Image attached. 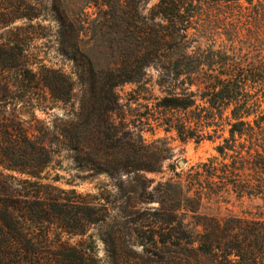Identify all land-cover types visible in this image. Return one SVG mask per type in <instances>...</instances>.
I'll return each mask as SVG.
<instances>
[{"label":"trees","instance_id":"obj_1","mask_svg":"<svg viewBox=\"0 0 264 264\" xmlns=\"http://www.w3.org/2000/svg\"><path fill=\"white\" fill-rule=\"evenodd\" d=\"M65 1L55 0L53 17L58 51L72 62L71 73L37 65L25 45L33 32L4 25L0 264H99L94 248L85 242L71 244L51 237L53 227L84 234L99 221L100 209L98 203L85 200L87 195L44 182L50 150L29 135L17 119L16 107L36 105L39 90L48 92L52 101L69 103L76 96V86L83 87L87 97L78 100L77 110L70 111L71 121L57 136L58 144L73 152L76 166L83 168L89 142L88 161L97 173L158 171L161 156L146 152L140 131L132 126L115 93L119 85L143 83L146 68L158 62L177 68L170 77L172 87L177 88L176 80L186 85L179 93L170 91L157 99L156 106L170 113L161 124L181 141H222L215 146L217 155L189 167L184 179L178 175L174 182L164 181L161 185L168 190L156 197L154 192L147 193L143 200L158 199L159 206L144 212L137 223L140 245L145 251L146 244L157 248L167 254V260L176 257L182 264H264V219L221 221L215 216H195L204 201L218 202L231 190L237 191L230 183L236 159L247 172L238 192L264 201V0H244L245 4L241 0H156L144 14L142 5L151 0H132L130 12L123 10L121 0H101L97 11H87L85 6L73 9ZM203 2L218 5L215 19L228 28L224 34L231 44L242 42L239 23L244 25L245 18L248 36L243 45L252 41L250 49L246 47L249 52L256 50L257 61L256 55L254 61H243L235 47L230 54L225 47L191 48V35L205 27L199 18ZM226 14L232 17L228 26L223 23ZM38 16L29 10L16 15L28 20ZM98 55L105 57L104 63ZM190 86L195 90H189ZM140 178L145 186L151 182ZM187 212L195 222H184ZM174 245L177 250L171 249ZM116 261L112 251L111 264H120Z\"/></svg>","mask_w":264,"mask_h":264},{"label":"rangeland","instance_id":"obj_2","mask_svg":"<svg viewBox=\"0 0 264 264\" xmlns=\"http://www.w3.org/2000/svg\"><path fill=\"white\" fill-rule=\"evenodd\" d=\"M121 1L123 10L130 12L133 6L132 0ZM155 1L151 0L143 4L141 13H146V10ZM100 2L101 0H66L65 4L73 9L85 6L87 11H97ZM241 2L245 4L244 0ZM54 7L55 0H0V80L2 79L5 57L1 43L4 41L3 32L6 23H9L11 27L23 26L33 32V38L27 40L25 45L37 65L44 64L49 68L60 69L67 74L73 71L72 62L58 51L57 23L53 17ZM102 7L106 8L105 5ZM201 8L202 15L199 18L204 20L205 27H199V31L196 33L195 30L193 31L195 34L191 35V48L195 49L199 46L200 50H206L207 46H210L211 49L225 47L224 51L230 54L231 47H235L239 48L237 52L243 61H254V55L257 56L256 50L253 49L249 52L251 46L248 44L252 41L246 40V45H243L245 37L248 36L244 28L245 18H243L244 25L239 23L243 26L241 30L242 42L231 44L224 34L228 28H224L214 16L219 10L217 9L218 5L203 2ZM23 10L35 11L39 16L33 20L17 18V13ZM231 21L232 17L226 14L224 25L228 26ZM250 29L253 30V27L251 26ZM90 33L92 32L90 31ZM88 37H91V34ZM98 57L104 63L105 57L102 55H98ZM258 59L257 56L256 61ZM176 70L177 68L172 65L161 64V62L153 63L146 68L143 83H125L115 88L119 102L124 105L125 113L131 120L132 126H136V130L141 133L143 144L146 145V152H153L161 156L157 162L159 170L154 172H140L137 175L97 173L88 161L91 157L89 142L86 143L83 168L76 166L73 152L58 144L57 136H59L60 129L64 126L66 128L71 121L73 115L70 111L77 110L78 100L87 97L83 87L76 86L74 90L76 96L69 103L52 101L48 92L44 93L39 90L35 94L36 105L22 104L15 109L17 119L23 124L29 135L43 141L50 150V162L46 169L48 179L44 182H50L51 185L65 191L74 189L82 196L87 195L85 200L98 203L100 209L99 221L90 225L84 234L69 233L53 227L51 237L68 240L71 244L85 242V245L94 248L99 264H111L112 251H115L116 262L120 264H182L176 257L174 260H167L169 259L167 254L165 255L164 252L149 247L147 244L146 249H148L145 251V248L140 245L141 238L137 236L138 232H136L141 228L138 224L141 222L140 218L144 212L152 211L159 206L158 199L146 202L143 200L147 193L154 192L153 195L156 197L162 190H168V187L161 185L164 181L174 182L178 175L184 179L189 167L199 162L205 163L208 159L216 156L215 146L222 141V138L198 142L193 139L181 141L173 130H167L161 124L164 117L170 113L156 106L157 99L170 91L179 93L181 88L186 86H181L179 80H176L177 88L172 87L173 81L170 77ZM218 70L223 71V68ZM189 90L194 91L195 87L190 86ZM1 94L2 84L0 83V96ZM4 107V104L0 102V112L4 110ZM8 109L9 106L5 108V112H8ZM224 136H226L225 133ZM85 137L89 138V132H85ZM236 163L237 170L234 177H230V183L234 182L237 191L231 190L218 202L215 200L204 201L195 216H215L221 221L239 217L264 219V201L258 197H249L238 192V188L247 178V172L241 169L239 160L236 159ZM140 177L150 179L151 182L145 186ZM51 192L64 197L71 198L72 196L70 193ZM82 208V210L85 209V207ZM182 212L180 211V213ZM185 215L184 222H195V219H191V212H187ZM195 230H200V227H195ZM175 247L177 246H171V249L177 250ZM172 254L178 256L177 253Z\"/></svg>","mask_w":264,"mask_h":264}]
</instances>
